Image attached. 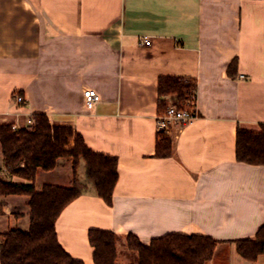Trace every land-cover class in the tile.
I'll use <instances>...</instances> for the list:
<instances>
[{"label":"crops","instance_id":"crops-1","mask_svg":"<svg viewBox=\"0 0 264 264\" xmlns=\"http://www.w3.org/2000/svg\"><path fill=\"white\" fill-rule=\"evenodd\" d=\"M165 78L196 81L198 118L172 130L173 154L158 158ZM87 89L101 96L91 108ZM36 114L118 159L113 204L88 190L56 223L74 259L95 264L89 232L102 230L145 246L170 234L210 237L218 245L207 264H264L235 244L264 225V166L236 156L238 129L264 124V0H0V125L27 128ZM57 170H40L36 189L69 187L45 178ZM0 180L24 183L5 170L1 146ZM29 202L0 196V233L23 220L28 230Z\"/></svg>","mask_w":264,"mask_h":264},{"label":"trees","instance_id":"trees-1","mask_svg":"<svg viewBox=\"0 0 264 264\" xmlns=\"http://www.w3.org/2000/svg\"><path fill=\"white\" fill-rule=\"evenodd\" d=\"M237 68L238 62L234 61L229 68L231 77H235ZM194 94H197L196 81L161 79L160 111L167 108L169 99H175L185 109ZM13 126L0 125L1 154L5 170L24 183L0 180V196L30 197V224L27 231L14 229L0 233L1 264H84L60 244L56 223L65 208L90 189L109 206L113 204L119 180L118 159L92 151L73 128L53 126L45 114L34 115L33 124L27 128L14 130ZM172 154L171 136L158 133L157 157L169 158ZM236 156L241 163L264 166V124L259 131L238 129ZM64 161L72 163L70 186L46 184L38 191L35 184L38 172L55 171ZM83 165L84 180L80 178ZM89 241L95 250V264H119L120 236L110 231L91 230ZM125 244L128 252L137 255L136 264H207L218 242L205 236L170 234L145 246L137 236L129 234ZM235 244L242 258L256 261L264 255V225L254 238Z\"/></svg>","mask_w":264,"mask_h":264},{"label":"built area","instance_id":"built-area-1","mask_svg":"<svg viewBox=\"0 0 264 264\" xmlns=\"http://www.w3.org/2000/svg\"><path fill=\"white\" fill-rule=\"evenodd\" d=\"M144 44L151 45V41L145 38ZM85 103L88 107H93L101 102V96L93 89H87L84 92ZM24 98L17 95L16 103H24ZM198 118L197 108V94H194L188 103V107L182 109L179 107L175 99H169V104L165 111L157 117L158 133L170 134L172 130H181L186 125ZM14 130H18L16 125L13 126Z\"/></svg>","mask_w":264,"mask_h":264},{"label":"rangeland","instance_id":"rangeland-1","mask_svg":"<svg viewBox=\"0 0 264 264\" xmlns=\"http://www.w3.org/2000/svg\"><path fill=\"white\" fill-rule=\"evenodd\" d=\"M57 177H58V179H60L59 180L60 183L70 182V184H71L72 163L70 161H64L55 173H51V175H49V176L47 175V177H45V178L47 180H50L52 178H57ZM80 178L82 180L85 179L84 165L80 169ZM43 180H45V179H41L38 184L41 185V183H43ZM90 190H92V189H90ZM24 226H26L25 220L22 221V224L19 225V227H20V229H22V228H24ZM118 249H119V259H120L119 264H123V262H125V261H129L131 264H136L137 255L127 251L125 240H122V242L118 244Z\"/></svg>","mask_w":264,"mask_h":264}]
</instances>
